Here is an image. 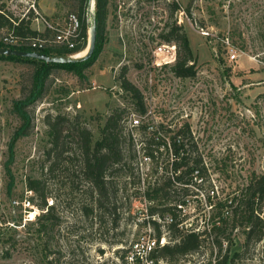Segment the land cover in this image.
<instances>
[{
  "label": "rangeland",
  "instance_id": "374dc122",
  "mask_svg": "<svg viewBox=\"0 0 264 264\" xmlns=\"http://www.w3.org/2000/svg\"><path fill=\"white\" fill-rule=\"evenodd\" d=\"M31 1L0 0V10L8 11L14 21L32 20V11L23 15ZM46 2L55 4V17L60 21L70 12H78L79 0ZM94 5H87L84 49ZM175 26L188 37L195 57L191 77H177L172 69L177 47L166 37ZM6 30L0 28V37ZM40 33L51 34L45 29ZM226 36L238 54L235 61L228 59L223 42ZM123 70L142 92L144 115L136 113L129 94L120 88ZM30 72L28 64L0 60V264H124L123 249L144 228L149 225L156 236L150 219L156 221L165 243L170 240L165 217L151 218L147 207L153 202L143 197L145 179L154 175L150 174V161L143 159L141 133L132 130L136 157L130 163L132 169H123L117 177L115 212L109 202L85 215L82 206H90L85 194L88 185L77 180L81 190H70L65 177H53L47 171L51 163L45 122L48 113H66L90 130L93 140L99 138L100 127L115 107L126 109L129 129L133 119L171 128L187 122L206 162L208 179L222 195L243 186L252 172H264V0H109L99 50L84 68L83 77L55 70L48 92L31 107L33 128L11 147L18 125L11 101L28 89ZM70 147L74 150L73 144ZM31 178L44 182L47 198L55 207L54 218L38 221L46 208H40V198L28 189ZM207 184L190 186L198 194L188 196L181 209L180 215H186L185 227L198 230L207 223L211 212L203 196ZM24 198L30 199L34 208L24 210L20 202L13 203ZM261 210L264 217V205ZM214 236L207 231L196 252L175 262L159 261L215 264ZM227 237L234 244L231 251H239L244 239L240 228ZM225 239L220 256L226 248ZM231 264H264V240L242 247Z\"/></svg>",
  "mask_w": 264,
  "mask_h": 264
},
{
  "label": "trees",
  "instance_id": "16d2710c",
  "mask_svg": "<svg viewBox=\"0 0 264 264\" xmlns=\"http://www.w3.org/2000/svg\"><path fill=\"white\" fill-rule=\"evenodd\" d=\"M108 3L109 0H95L96 45L92 55L84 61L54 63L30 57L0 55V60L25 63L31 67L28 89L23 95L11 101V112L18 119V125L11 138V147L17 139L26 136L33 128L31 107L42 100L48 92V81L52 80L55 70L64 69L83 77L84 68L93 62L99 50ZM87 5L88 0H79L78 12H73L79 20L81 37L74 49L53 44L39 51L46 54L68 55L83 50L86 46L88 28ZM174 9H178L176 4ZM30 21V17L18 18L14 21L8 11L0 10V28L13 29L14 34L19 38L41 34L31 29ZM166 38L168 41L174 40L177 47L176 60L172 68L174 74L180 78L193 76L195 57L188 37L181 32L180 26H175ZM0 47L33 50L25 45H9L2 42ZM120 80V88L129 94L136 113L144 115L146 106L140 89L125 77L124 70L121 72ZM125 112L126 109L121 107L112 109L100 127V136L96 140H93L90 130L77 120L70 119L66 113L54 115L48 113L45 117L51 142V147L47 151L51 163L47 171L53 177L58 178V175L65 177L70 183V190H81L79 182L76 183L77 180L84 181L88 185L90 189L86 193L83 192L90 201V206H82L85 215L91 214L96 208H105L109 202L112 203V212H115L116 206L113 200L119 188H117V184L119 185L117 177L123 169H132L130 163L136 157L132 130H136L141 133L143 144L141 151L143 157L149 158L150 174L154 175L153 178H146L144 182L143 197L153 202V205L147 207L148 214L171 218L166 224L170 240L155 247L151 254L155 260L163 259L172 263L182 256L196 252L204 244L203 235L207 231L215 234L211 242L217 247L215 264H231L240 256L242 247L248 246L250 242L264 240V217L260 214L261 206L264 205V172H252L243 186L222 195L214 190L208 179L206 162L187 122L182 123L178 128H171L170 125L141 121L129 129L125 123ZM72 144L74 150L70 147ZM6 169L9 173V168ZM201 184H207L203 196L211 212L204 227L195 230L185 227L186 215L181 216L180 212L186 205V198L198 194L197 190L192 192L190 186L202 187ZM27 186L40 198V208L42 210L46 208V211L38 216V221L54 218L55 207L47 206L44 182L41 179L31 178ZM150 221L157 229V239H160L161 231L156 221L154 219ZM42 228L44 224L41 225ZM238 228L244 236L241 249L231 251L234 244L227 236ZM224 236H226V248L220 256ZM125 252L126 250L123 249L121 255L123 262Z\"/></svg>",
  "mask_w": 264,
  "mask_h": 264
},
{
  "label": "built area",
  "instance_id": "2783aa9c",
  "mask_svg": "<svg viewBox=\"0 0 264 264\" xmlns=\"http://www.w3.org/2000/svg\"><path fill=\"white\" fill-rule=\"evenodd\" d=\"M29 11L34 13L36 19H40L42 21L44 24V29L51 33L50 36L43 33L36 36L19 38L14 34L13 29H7L6 32L0 37V42L17 46L25 45L33 49L32 51L38 52H40L39 50L53 44L64 45L68 49H74L76 47V44L81 39V37L79 32V20L75 14L69 13L62 21L59 19L48 21L38 11L34 0L28 3L26 11L23 13V15ZM13 23L15 24V22ZM223 42L226 44L228 59L230 61H235L238 57V54L231 46L228 36L223 39ZM138 124L139 120L133 119L130 126L132 127ZM143 159L149 160L147 157H143ZM19 202L21 203L24 210L34 208L33 204L28 198H24L23 201L13 200V203L16 205L19 204ZM52 204L53 200L51 198H47V206ZM150 217L154 218V215H150ZM164 220H166V223H169L171 218L166 216ZM149 223L150 222H148V224ZM165 241L166 240L163 237L157 239V237L152 234L151 227L148 225V227L144 228L143 231L130 243L129 247L125 249L126 252L124 256V264H161L160 261L155 260L151 254L157 245H163Z\"/></svg>",
  "mask_w": 264,
  "mask_h": 264
},
{
  "label": "water",
  "instance_id": "95a60500",
  "mask_svg": "<svg viewBox=\"0 0 264 264\" xmlns=\"http://www.w3.org/2000/svg\"><path fill=\"white\" fill-rule=\"evenodd\" d=\"M88 3L94 4L93 0H88ZM96 21L93 18L92 24L88 30V45L86 47V52L82 56H75V55H56V54H46L43 52L38 51H24L6 47H0V55H14L19 57H30L39 60H43L45 62H54V63H74V62H81L88 59L96 45Z\"/></svg>",
  "mask_w": 264,
  "mask_h": 264
},
{
  "label": "crops",
  "instance_id": "0c3cea01",
  "mask_svg": "<svg viewBox=\"0 0 264 264\" xmlns=\"http://www.w3.org/2000/svg\"><path fill=\"white\" fill-rule=\"evenodd\" d=\"M36 8L43 16L50 18L52 17V21L59 19L58 16L55 17V12H56L55 4L50 6L47 4L46 0H37ZM30 23H31L30 24L31 29L40 32L44 30V24L40 19H36L35 16L30 21Z\"/></svg>",
  "mask_w": 264,
  "mask_h": 264
},
{
  "label": "bare ground",
  "instance_id": "6f19581e",
  "mask_svg": "<svg viewBox=\"0 0 264 264\" xmlns=\"http://www.w3.org/2000/svg\"><path fill=\"white\" fill-rule=\"evenodd\" d=\"M85 52H86V49H84V50H82V51H80V52H78V53H76L74 55L75 56H82V55H84Z\"/></svg>",
  "mask_w": 264,
  "mask_h": 264
}]
</instances>
